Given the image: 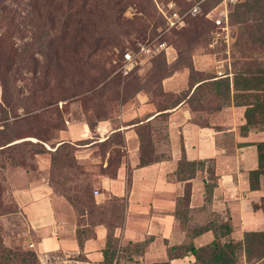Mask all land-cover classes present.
<instances>
[{
	"label": "crops",
	"instance_id": "1",
	"mask_svg": "<svg viewBox=\"0 0 264 264\" xmlns=\"http://www.w3.org/2000/svg\"><path fill=\"white\" fill-rule=\"evenodd\" d=\"M210 58L193 55V69L202 77L191 88L189 68L161 79L163 93L180 97L188 91L171 108H160L152 93L139 90L108 116L96 119L91 130L79 115L78 100L69 103L75 108L74 116L59 130L56 147L69 143L77 162L102 170L110 167L117 154L115 176L102 170L95 174L97 193L93 197L97 205L110 199L122 203L120 221L111 227L101 221L78 225L72 206L55 194L46 177L51 167L49 153L35 154L34 171L7 169L12 198L26 222L25 241L38 259L44 254H71L104 263L107 252L113 253L116 264H195V256L185 247L210 244L215 237L210 227L213 222L229 221L232 226L222 243L241 241L245 231L264 230V212L253 207L264 197V176H259L256 189L250 187V172L259 168L257 144L264 142V130L244 128L242 106L202 109L188 100L198 85L215 76L208 75ZM216 73L222 75L220 70ZM202 78L205 80L200 81ZM146 122L152 127L154 160L141 165L137 127ZM118 134L123 146L113 142ZM104 141L107 144L100 145ZM182 158L213 161L211 193L205 190L208 164L184 179L177 174ZM78 230L83 237L81 247Z\"/></svg>",
	"mask_w": 264,
	"mask_h": 264
},
{
	"label": "rangeland",
	"instance_id": "2",
	"mask_svg": "<svg viewBox=\"0 0 264 264\" xmlns=\"http://www.w3.org/2000/svg\"><path fill=\"white\" fill-rule=\"evenodd\" d=\"M169 1L175 3L180 14L195 3H199L200 11L186 14L181 26L167 29L158 6L163 8ZM218 2L0 0V120L9 118L8 126L11 135L18 137L16 141L29 140L55 149L59 130L65 127L66 119L74 116L75 108L69 104L73 100H78L82 108V120L95 123L96 115L108 116L139 90L152 93L156 103L164 105L169 97L160 91L161 79L177 69L188 68L195 54L211 57L208 75L215 76L217 70L222 74L231 72L236 59L264 63V46L245 39L242 23L229 24L225 33L206 16L213 14ZM259 2L264 13V0ZM237 4L230 7L229 14L236 11ZM261 11L253 12L247 22L250 35H264V30L256 26L264 23ZM152 38L165 42L166 54L162 51L143 59L124 72L122 54L126 50L134 52L138 43ZM203 94L208 103L219 102L213 95ZM256 127L264 128V123ZM9 155L17 164L8 160ZM34 156L27 148L0 151V166H4L0 168V264H25L23 258L40 264L36 254L34 262L27 254L32 250L25 241L26 222L12 198L6 176L7 169L14 167L36 170ZM100 170L77 162L57 169L51 166L46 175L50 185L51 179L59 192H65L55 194L70 203L78 225L101 221L111 227L120 221L121 202L110 199L107 204L97 205L92 201L97 190L95 174ZM103 170H115V162ZM241 262L244 264V259ZM253 262L264 264V257H254Z\"/></svg>",
	"mask_w": 264,
	"mask_h": 264
},
{
	"label": "trees",
	"instance_id": "3",
	"mask_svg": "<svg viewBox=\"0 0 264 264\" xmlns=\"http://www.w3.org/2000/svg\"><path fill=\"white\" fill-rule=\"evenodd\" d=\"M69 1L71 2L73 0ZM259 1L260 0H244L243 2L238 3L236 5V11H234L232 14H229V24L242 23L244 25L242 35H245V39L249 38L250 42H258L261 46H264V35H250V25L247 24L248 20H251L250 18L253 12H260L261 10L263 11ZM262 11L261 13H263ZM256 26L257 28L264 30V23H257ZM121 33V31L115 32L114 35ZM244 50L245 47L242 49V54ZM187 67L190 70L191 88V86L194 84V81H197L198 78L202 76L194 71L192 62L191 64H188ZM232 68L233 70L231 72H225L221 76L209 77L211 79L209 81H203L205 80L204 78L199 79L203 82L193 90L188 100L191 102L194 108L202 109L220 108L226 104L242 106L245 108L244 118L246 123L244 128L248 127L259 129L256 127L257 124H260V122L264 123V63L236 59ZM160 91L162 92L161 88ZM187 92L182 93L180 97H175L174 94L171 93L162 92V94L169 97V101H166L164 105H160L159 107H163L162 109L174 107L187 95ZM204 92H206V96L211 94L214 96V98H218L219 102L213 105L208 103L209 99L205 98L203 94ZM49 105H51V103L46 104V106ZM96 116L97 119L106 117V115L102 117L99 115ZM9 121L10 120L8 117L0 120L2 123L0 124L2 126L0 127V151H13V149L16 150L20 148H27L29 150H33L34 154L47 152L51 154V166L54 169L65 165L73 166L77 164L73 154V145L69 143H62L59 144L53 151H49L43 144L40 143L38 144L29 140L18 142L16 141L18 137H16V135H11V130L8 126ZM88 126L91 130H93L95 123L88 121ZM261 130H264V128H261ZM137 132L140 139V164L146 165L154 160L152 127L150 122L139 125L137 127ZM113 142L116 145H124V140L120 134L116 135ZM106 144V141L100 143V145ZM257 147L259 152V168L250 172V187L252 189H256L258 187L259 176H264V142L258 143ZM62 150L65 152L61 153ZM114 158L110 160V165L111 163L115 162ZM8 160L12 162V164H17V161H15L11 155L8 156ZM206 163L208 164L209 177L205 183V190L206 193L209 194L212 192V189L215 185L214 182L210 181L214 180V165L212 160L188 162L182 158L177 168L178 177L184 179L192 178L195 174V171ZM0 168H4V166H0ZM115 171L116 170L108 171L107 174L109 176H115ZM50 182L53 191L59 192L58 188L56 189L55 187V183H53L51 179ZM189 192L190 188L188 186L184 198L188 199ZM59 193L65 195L64 191H60ZM68 199L69 201L72 200L71 198ZM92 201L94 202V199ZM253 207L260 208L264 212V197L261 198L260 204H254ZM210 227L212 228L215 236L214 240L210 244L204 247L196 248L192 243H190L185 247L187 248L186 251H190L195 256V264H242L240 261V256L244 257V264H255L253 262L254 257L257 259L264 257V230L245 231L241 241L234 242L229 240L222 243L221 238L229 236L232 231V226L229 221L220 222L218 224L213 222L211 223ZM201 230L202 229L198 230L196 233L201 232ZM77 238L81 247L83 237L79 234V230L77 232ZM27 254L32 257V262L37 261V257L33 251H29ZM23 261L25 264H31L30 259L23 258ZM113 261V253L106 252L104 255V263L112 264Z\"/></svg>",
	"mask_w": 264,
	"mask_h": 264
},
{
	"label": "built area",
	"instance_id": "4",
	"mask_svg": "<svg viewBox=\"0 0 264 264\" xmlns=\"http://www.w3.org/2000/svg\"><path fill=\"white\" fill-rule=\"evenodd\" d=\"M240 0H219L214 7L213 14L207 13V17L210 18L217 28H220L225 33L229 29V11L230 7L237 4ZM161 17L166 23L167 29L177 28L184 23V17L186 14L195 15L200 11L199 3H195L189 7L185 14H180L175 9V3L169 1L165 7L158 6ZM216 11V12H214ZM162 51L167 52L165 42L158 41L155 38L148 39L145 42L137 44L135 51L126 50L122 56V69L124 72L130 71L136 64L142 62L143 59H151ZM97 191H94L96 194ZM32 246V245H30ZM40 264H105L89 258H81L78 255L71 254H44L39 258ZM112 264H116L115 261Z\"/></svg>",
	"mask_w": 264,
	"mask_h": 264
}]
</instances>
